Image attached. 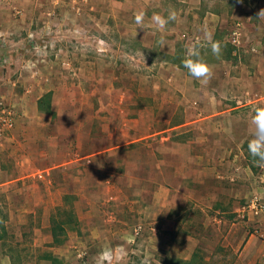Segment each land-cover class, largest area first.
<instances>
[{"label": "rangeland", "instance_id": "1", "mask_svg": "<svg viewBox=\"0 0 264 264\" xmlns=\"http://www.w3.org/2000/svg\"><path fill=\"white\" fill-rule=\"evenodd\" d=\"M60 3H53L57 7L53 6L48 26L42 18L32 25L31 33L20 38L26 61L18 64L13 59L0 66V102L17 112L15 127L0 133V168L4 171L0 174V223L6 229L0 253L11 254L15 264H190L191 260V264H236L235 250L227 247L221 236L225 221L243 219L250 233L262 234L257 226L251 227L248 211L236 219V209L246 204V197L230 204L229 209L216 210L206 207L205 194L198 205L189 194L175 195V203L171 199L161 209L155 201L159 187L155 151L157 141L162 144V135L123 145L129 137L124 124L127 116L149 119L137 125L146 132H154L173 116L155 113L162 101L160 98L157 104L156 92L167 87L156 74H162V60L173 57L155 47L140 46L147 35H155V29H139L136 13L150 11L145 15L147 25L152 11L163 15L164 10H196L204 5L199 0H100L96 18L91 15V0L83 1L87 12L82 16L73 12L70 0ZM206 3L216 8L221 1ZM226 3L233 7L235 0ZM248 3L254 11L220 22L214 42L220 43L221 55H213L209 46L199 50L210 64L228 59L239 76L254 79L264 77V17L257 16L264 9V0ZM178 20L182 25L188 21L178 17L167 26H177ZM190 21L197 26L204 20L194 17ZM236 22L245 27L240 48L230 41ZM190 23L189 30L194 26ZM187 28L180 30L178 37L166 34L178 39L174 59L181 63L187 48L197 43L194 34L204 32ZM46 41L65 44L62 49L55 44L41 48ZM199 41L206 44L203 38ZM82 42V47L75 45ZM6 43L12 48L11 38ZM44 57L49 64L44 63L43 74L36 75L43 63L38 64L37 59ZM239 61L242 64L237 67ZM253 87L260 92L258 102L249 98L235 102L247 104L241 109V119L250 125L254 109L264 107V88ZM48 90L52 91L42 98L44 108L37 110V97ZM124 106L131 109L128 114L122 111ZM181 117L182 113H177L172 120ZM86 124L95 127L86 128ZM253 130L251 125L248 139L253 138ZM244 149L248 154L245 144ZM248 162L257 178L255 190L247 174L244 187H235L255 191L264 203V169ZM59 206L72 208V215L61 217L56 213ZM53 218L77 220L79 228L55 243Z\"/></svg>", "mask_w": 264, "mask_h": 264}, {"label": "crops", "instance_id": "2", "mask_svg": "<svg viewBox=\"0 0 264 264\" xmlns=\"http://www.w3.org/2000/svg\"><path fill=\"white\" fill-rule=\"evenodd\" d=\"M67 1L69 0H0V66L10 63L13 59L18 64L25 60L22 49L23 40L20 39L22 35L29 31L31 33L33 31L32 25L37 24L42 18L43 23L48 26L50 24L48 18L52 16L53 6L57 7L53 3L58 4V2L65 3ZM70 1L74 4L73 12L75 14L82 16L87 12L82 8L84 0ZM91 1V15L98 18L100 0H95V3L94 0ZM181 1L191 2L196 0ZM207 1L199 0V3L204 5V9L197 7L196 10H193L189 7V9L175 10L177 16L188 20L187 23L191 22L190 25L196 23L195 20V23L189 22L194 17H201L204 20L202 24L194 25L189 30L187 23L182 25L183 23L180 24V20H178V28L177 26H166V29L162 32L155 30L153 31L154 36L147 35L140 43L143 48L153 49L155 47L168 52L170 57H173L171 60L163 59L164 69L162 74H156V79L163 80L167 87L159 88L156 92L157 104L160 105V98H162V101L161 105L155 108V113L172 114V119L177 113H182L181 119L178 121L167 119L164 126L155 129L154 132H146L144 129H137V125L149 122V119L143 117L137 119L127 116L124 124L127 126L129 137L123 145L129 146L142 142L149 137L162 135L161 139L164 145L161 144L160 146L157 141L158 148L155 151L159 157L155 168L159 179V187L155 196L157 207L163 209L171 203V199L175 203V195L176 197H183L184 194H189V199L195 201V205H198L201 194H205L204 196L207 197L206 207L221 210L223 208L229 209L230 204L241 202L246 197V204L244 203L236 209L238 213L236 219H240L241 213L245 211L247 204L254 197L258 196L260 199L261 197L253 191L255 190L253 189L254 182L257 178H255L256 176L248 162L244 149V144L251 133L249 122L241 119V109L247 104L235 105V102H242V100L245 101L248 98L253 103L258 102L261 99L257 98L260 92L253 86L259 85L264 88V77L257 76L253 79L244 75L239 76L237 69L233 71L234 65L228 59L222 60L223 58H221L222 62L220 61L217 64H210L207 59H204L210 65H214V68L212 78L208 83H202L188 73L183 63L174 59L178 39L174 36L169 37L166 34L173 35L174 33L177 36L180 30L185 28L188 29L187 31L201 29L211 32L214 42L220 22L225 20V17L240 18L248 13V10L254 11L255 8L249 9L250 3L248 2L252 0H243L242 3L240 0H235L233 7H226L228 4L226 1L230 0H220L221 4L216 8L207 4ZM198 10L200 11L198 12ZM167 11L169 12V10H164L162 14L167 16ZM143 12L145 15L150 13L149 10ZM152 14L154 15L153 11ZM95 29L97 30V27ZM185 32L184 30L182 33L184 37ZM194 35L193 42H197L201 38L204 39L203 35L197 33ZM9 38L13 41L12 48L6 47V41ZM51 44H55L56 47L59 45L62 49L65 43L60 42L57 44L56 42L46 41L40 45L41 48H44L49 47ZM75 45L82 47L83 42L81 44L75 43ZM34 47L39 48L40 46L35 45ZM221 54L222 51L219 55ZM62 59L67 60L68 58L62 57ZM37 60L38 64L43 62L40 67L46 65L44 63L49 64L46 62L45 57ZM240 64H242L241 61L235 65L239 67ZM227 65L230 67H226ZM225 68H228V71L226 69L225 72H222L221 69ZM41 72L43 74L42 67L35 74L40 75ZM51 91L43 92L37 97L35 103L38 107L37 110H42L39 102ZM261 96L264 98V94ZM130 110L127 106H124L122 111L124 114H128ZM140 110L142 111V109ZM88 127L94 128L95 125L86 124V128ZM92 140L94 142V138ZM165 146L167 147L165 148ZM91 148L94 149V145ZM97 154L100 155L101 153ZM3 172V169L0 168V174L3 175ZM246 174L249 175V179L244 177ZM244 179L249 180L252 191H243L235 187V185L244 187ZM249 214L251 216L249 218L251 227L257 226L261 229L262 234L260 236L250 233L251 228L246 225L248 222L243 223V219L236 222L232 220L225 221L226 225L221 236L226 242V246L235 250L238 256L236 264H264V213L257 215L249 212ZM0 264H15V262L11 254L2 251L0 253Z\"/></svg>", "mask_w": 264, "mask_h": 264}, {"label": "clouds", "instance_id": "3", "mask_svg": "<svg viewBox=\"0 0 264 264\" xmlns=\"http://www.w3.org/2000/svg\"><path fill=\"white\" fill-rule=\"evenodd\" d=\"M242 3L243 0H240ZM264 17V9H260L258 15ZM178 19L176 11H169L165 17L160 14H154L151 18L150 24H145V13L138 12L135 15V23L139 29L153 27L155 30L164 31L170 21ZM204 41L206 44H201L197 41L196 44L187 48L186 58L183 60V66L188 70V73L202 83H208L212 78L213 68L200 55V47L210 46L211 52L215 56H219L221 45L218 42H213L212 33L204 30ZM163 43V41H161ZM251 125L253 126L252 139L247 144L248 152L253 157V163L256 167L264 169V107H256L254 115L251 118Z\"/></svg>", "mask_w": 264, "mask_h": 264}, {"label": "built area", "instance_id": "4", "mask_svg": "<svg viewBox=\"0 0 264 264\" xmlns=\"http://www.w3.org/2000/svg\"><path fill=\"white\" fill-rule=\"evenodd\" d=\"M230 41L235 47H242L245 42V27L241 22H236L230 33ZM17 112L15 109L3 102H0V133L6 129H12L16 125ZM253 212L255 214H260L264 212V203L257 196L254 197L245 208V213ZM246 214H243L242 217H245Z\"/></svg>", "mask_w": 264, "mask_h": 264}, {"label": "trees", "instance_id": "5", "mask_svg": "<svg viewBox=\"0 0 264 264\" xmlns=\"http://www.w3.org/2000/svg\"><path fill=\"white\" fill-rule=\"evenodd\" d=\"M44 99H41V101L39 102V105H40V108H44ZM249 141H246L245 142V148L247 149L248 151V148H247V144H248ZM247 157L249 159V161L251 163H253V157H251V155L247 154ZM72 208H69V207H66V206H59L57 207V214H60L61 217H63L64 215H72ZM56 213L54 214L56 216ZM2 223H0V226H1V231H0V240H2L4 238V235H5V226L4 225H1ZM79 228V222L77 220H68L67 219H60V220H57V218H53V223L51 224V229H52V234H53V237H54V242L55 243H61L62 242V237H66L68 232L70 230H77ZM192 260L190 261V264H191Z\"/></svg>", "mask_w": 264, "mask_h": 264}]
</instances>
